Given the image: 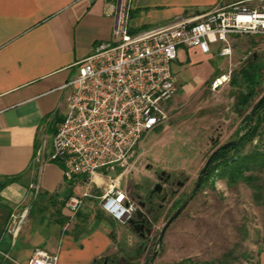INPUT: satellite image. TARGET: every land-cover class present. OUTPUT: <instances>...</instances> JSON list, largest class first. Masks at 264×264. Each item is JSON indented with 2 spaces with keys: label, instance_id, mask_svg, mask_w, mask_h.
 I'll return each instance as SVG.
<instances>
[{
  "label": "crops",
  "instance_id": "obj_1",
  "mask_svg": "<svg viewBox=\"0 0 264 264\" xmlns=\"http://www.w3.org/2000/svg\"><path fill=\"white\" fill-rule=\"evenodd\" d=\"M243 1L248 0H0V264H13L6 256L26 264L38 249L58 254L59 264H99L118 251L116 237L102 225L78 234L83 209L66 229V200L79 190L50 156L67 112L66 85L98 45L112 41L119 5H128V26L137 33ZM239 38L244 37L231 38L232 49ZM222 47L213 46L210 54L179 49L171 65L174 98L217 75L211 63ZM22 211L26 219L12 234L11 215Z\"/></svg>",
  "mask_w": 264,
  "mask_h": 264
},
{
  "label": "rangeland",
  "instance_id": "obj_2",
  "mask_svg": "<svg viewBox=\"0 0 264 264\" xmlns=\"http://www.w3.org/2000/svg\"><path fill=\"white\" fill-rule=\"evenodd\" d=\"M233 49L230 59L214 56L211 64L217 77L201 86L189 87L174 98L169 120L144 136L124 172L117 170L99 182L102 185L97 196L105 193L111 181L119 179L121 189L135 202L148 200L161 172L169 174L174 182L185 183L184 188H175L179 194L169 196L166 202L161 197L151 200L154 207L162 205V211L153 224L152 238L143 244L140 260L134 259L141 243L139 238L128 224L107 217L99 199L85 201L78 234L93 233L100 225L106 227L116 237L117 256H124L129 264H146L152 254H156L152 264H186V260L191 261L187 264H204L221 260L227 254H231V264H258L259 253L264 250V196L261 204L257 203L254 187H264L261 172L255 175L257 184L240 182L230 186L218 172L213 173L159 241L169 218L195 188L210 155L245 133L243 117L252 111L239 110L236 100L240 92L248 91L239 75L242 68H256L255 90L259 95L253 104L264 96V38H239ZM262 131L254 145L259 139L264 144V125ZM249 148L246 145V150ZM97 215H101L100 221ZM74 223L75 220L71 225Z\"/></svg>",
  "mask_w": 264,
  "mask_h": 264
},
{
  "label": "built area",
  "instance_id": "obj_3",
  "mask_svg": "<svg viewBox=\"0 0 264 264\" xmlns=\"http://www.w3.org/2000/svg\"><path fill=\"white\" fill-rule=\"evenodd\" d=\"M128 11L125 2L119 5L112 41L98 45L66 85L67 112L56 127L50 156L79 190L66 200V229L89 199H99L102 212L116 223L134 219L137 203L119 179L101 196L99 182L117 170L124 172L144 136L169 120V104L178 90L171 65L180 48L210 54L222 44L220 57L230 58L231 38H264V0L220 6L195 19L137 33L128 26ZM31 188L39 193L35 185ZM26 216V211L14 212L8 231L15 234ZM26 264H59V255L38 249Z\"/></svg>",
  "mask_w": 264,
  "mask_h": 264
},
{
  "label": "trees",
  "instance_id": "obj_4",
  "mask_svg": "<svg viewBox=\"0 0 264 264\" xmlns=\"http://www.w3.org/2000/svg\"><path fill=\"white\" fill-rule=\"evenodd\" d=\"M255 69L256 68L253 65H247L239 72L240 77H242L244 83L246 84V90H248L247 92H240L236 98L239 110H244V112L249 110L252 111L257 105L253 104L254 99L259 95V93L255 90V87L258 84ZM215 77H217V75ZM250 114L251 112L243 117L246 124L243 132L246 134L242 138V141L237 145L228 147L219 153L215 159H213L202 184L207 183L215 172H218V175H220L222 179L226 180L229 186L238 184L240 182H245L249 185H253V183L257 184L258 179L255 175L257 172L264 173V144L260 142V139L257 140L255 145L254 142L257 138H259L260 134L263 133L262 127L264 125V102L256 111L252 126L250 122ZM240 136L241 134H239L237 138ZM246 145L250 146L249 150H246ZM254 190V200L261 204V200L264 196V187L257 184L254 187ZM38 195L40 194L38 193ZM77 217L78 214L76 218ZM101 218V215H97L96 217L98 221H100ZM262 242L264 244V236ZM262 252H264V250L260 251L259 256ZM230 258L231 254H227L221 260L204 264H231L229 262ZM189 262L191 261L186 260V264ZM246 264L251 263L248 261Z\"/></svg>",
  "mask_w": 264,
  "mask_h": 264
},
{
  "label": "flooded vegetation",
  "instance_id": "obj_5",
  "mask_svg": "<svg viewBox=\"0 0 264 264\" xmlns=\"http://www.w3.org/2000/svg\"><path fill=\"white\" fill-rule=\"evenodd\" d=\"M162 173H164V172H161L160 175H157L158 182L162 186V192H160V194H157V193H153L152 191H154V190H152V191H150L151 192L150 196L146 202H139V201L136 202L137 206H138L137 212L140 211L144 215V218L147 221L145 228L142 229L140 227V225H138V224H131V225L128 224L130 230L134 234H136V236L139 238V240L141 242L139 247H138L139 250L134 255L135 260H140V257L142 255L141 251L144 249L143 244L149 238H152V235L154 234L153 224H154L155 219L157 218L158 214L162 211V205L154 207L151 203V200L154 197H157V198L161 197L162 202H166V200L168 199L169 196H174V195L179 194L178 191H175V188L182 189L185 186V183H183L181 181L174 182V181H172V178L169 174L165 173V175H162ZM156 185H155V187H156ZM191 192L188 194L186 200L190 196ZM134 201H136V200H134ZM148 231H150L151 233L149 234ZM117 253H118V251H117ZM117 253L114 254L113 256L108 257V259H105L104 261H102L99 264H129L126 261V258L124 256H121V257L117 256ZM153 257H154V255L152 254L149 261H151L153 259ZM149 261H147L146 264H148Z\"/></svg>",
  "mask_w": 264,
  "mask_h": 264
},
{
  "label": "water",
  "instance_id": "obj_6",
  "mask_svg": "<svg viewBox=\"0 0 264 264\" xmlns=\"http://www.w3.org/2000/svg\"><path fill=\"white\" fill-rule=\"evenodd\" d=\"M264 102V96L261 97L259 99V101L256 103L257 105L254 107V109L252 110L251 114H250V122H251V126L253 125L254 123V116H255V113L256 111L258 110V108L263 104ZM251 128V127H250ZM249 128V129H250ZM246 133L242 134L238 139L234 140V141H230L220 147H218L211 155L210 157L208 158L206 164L204 165L201 173H200V176L198 178V181L195 185V188L192 189V192L190 194V196L188 197L187 200L184 201V203L177 209V211L169 218V220L167 221V223L165 224L164 228L162 229L161 231V235H160V242H162V239L165 235V232L167 231V229L170 227V225L175 221V219H177L181 214L182 212L187 208V206L189 205V203L193 200V198L196 196L199 188L201 187L202 185V182L207 174V171L213 161V159H215V157L221 153L222 151H224L225 149H227L228 147H232L234 145H237L239 144L241 141H242V138L244 137ZM162 175H165V173H162ZM153 193H157V194H160V192H162V186L161 184H157L156 187L154 188V191H152ZM147 221L146 219L144 218V215L138 211L134 217V219H131L127 224L131 225V224H138L140 225V227L143 229L145 228V225H146ZM148 233L150 234L151 232L148 231ZM156 258V254L154 255L153 259L151 261H149L148 264H152V262L154 261V259Z\"/></svg>",
  "mask_w": 264,
  "mask_h": 264
}]
</instances>
